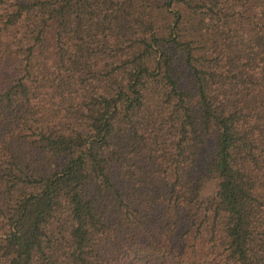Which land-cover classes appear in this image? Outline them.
Instances as JSON below:
<instances>
[{
	"label": "trees",
	"instance_id": "trees-1",
	"mask_svg": "<svg viewBox=\"0 0 264 264\" xmlns=\"http://www.w3.org/2000/svg\"><path fill=\"white\" fill-rule=\"evenodd\" d=\"M0 264H264V0H0Z\"/></svg>",
	"mask_w": 264,
	"mask_h": 264
},
{
	"label": "rangeland",
	"instance_id": "rangeland-1",
	"mask_svg": "<svg viewBox=\"0 0 264 264\" xmlns=\"http://www.w3.org/2000/svg\"><path fill=\"white\" fill-rule=\"evenodd\" d=\"M211 189V184L207 183L205 186V192H208Z\"/></svg>",
	"mask_w": 264,
	"mask_h": 264
}]
</instances>
